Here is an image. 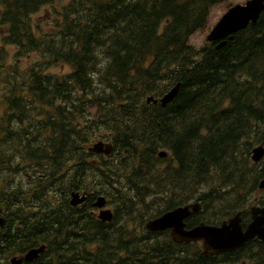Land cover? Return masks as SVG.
I'll return each instance as SVG.
<instances>
[{
	"label": "trees",
	"instance_id": "trees-1",
	"mask_svg": "<svg viewBox=\"0 0 264 264\" xmlns=\"http://www.w3.org/2000/svg\"><path fill=\"white\" fill-rule=\"evenodd\" d=\"M220 2L0 0V264L43 245L33 264H264L259 240L206 256L145 227L193 202L188 229L239 212L251 222L264 180V159L252 160L264 146V13L221 49L194 47ZM47 6L56 17L44 31L32 16ZM6 46L39 60L18 73ZM57 67L68 74L48 72ZM178 84L165 108L147 104ZM100 140L110 157L88 152ZM75 192L86 208L71 205ZM99 196L110 223L94 214Z\"/></svg>",
	"mask_w": 264,
	"mask_h": 264
},
{
	"label": "water",
	"instance_id": "water-1",
	"mask_svg": "<svg viewBox=\"0 0 264 264\" xmlns=\"http://www.w3.org/2000/svg\"><path fill=\"white\" fill-rule=\"evenodd\" d=\"M264 13V0H248L246 4H238L230 8L217 24L211 29L207 36L209 43L217 44V49L227 45L229 40H233L234 35L246 29L250 24H256L261 15ZM181 85H176L164 96L155 99L149 97L147 104H160L165 108L178 95ZM113 146L104 141L95 143L89 148L90 153L101 154L110 157ZM166 152H161V158L167 157ZM264 159V146H258L253 150L252 160L259 163ZM260 189L264 190V180L260 183ZM87 195L73 193L71 196V205L78 206L82 204L86 207ZM107 200L100 196L94 203V207L99 209L98 218L103 222L113 220V212L105 209ZM201 211L199 203L178 207L169 211L159 218L147 223L146 228L151 232L170 231L174 242L179 244H191L202 242L204 255H218L221 253H231L241 249L251 241L258 239L264 242V208L253 207L251 209V222L246 228L243 227L241 213L233 218L223 222L221 225H208L201 223L192 229H186V220L192 215ZM2 208L0 207V227L6 225V220L1 216ZM46 247L30 250L23 258H13L11 264L31 263L39 259L44 254Z\"/></svg>",
	"mask_w": 264,
	"mask_h": 264
},
{
	"label": "rangeland",
	"instance_id": "rangeland-1",
	"mask_svg": "<svg viewBox=\"0 0 264 264\" xmlns=\"http://www.w3.org/2000/svg\"><path fill=\"white\" fill-rule=\"evenodd\" d=\"M247 0H221V2L213 8L211 13V19H210V28H212L219 19L232 7L237 4H244ZM56 6H58L56 4ZM58 10V9H57ZM56 10V11H57ZM56 17L55 11L53 9V6H47L42 8L38 13L32 16L33 24L34 26L39 25L40 29L44 31H49L51 24ZM1 32V30H0ZM209 32H200L194 35L191 38V44L196 47L200 48L203 46L206 42V38ZM2 46V42L0 40V47ZM6 64L13 68L16 72L22 73L27 68L31 67L35 62L39 60V55L36 53H33L31 55H27L26 53H23L22 55L18 54L17 48L13 46H6ZM49 73H56V74H62L66 75L69 72V69L66 67H57V68H51ZM5 84H1L0 88L2 89ZM3 92L0 90V116L4 114L6 108L3 104ZM95 161V160H94ZM260 201L264 202V190H260L254 197L251 198L248 208L260 206ZM109 208L112 209V207L109 206Z\"/></svg>",
	"mask_w": 264,
	"mask_h": 264
},
{
	"label": "flooded vegetation",
	"instance_id": "flooded-vegetation-1",
	"mask_svg": "<svg viewBox=\"0 0 264 264\" xmlns=\"http://www.w3.org/2000/svg\"><path fill=\"white\" fill-rule=\"evenodd\" d=\"M97 212H98V210H97V211H95V213H97ZM37 262H39V260H38Z\"/></svg>",
	"mask_w": 264,
	"mask_h": 264
}]
</instances>
